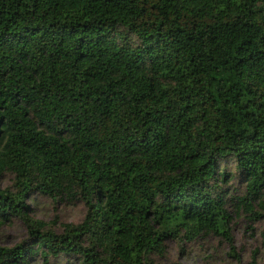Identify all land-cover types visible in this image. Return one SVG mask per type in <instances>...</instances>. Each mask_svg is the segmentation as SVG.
<instances>
[{
  "label": "trees",
  "instance_id": "obj_1",
  "mask_svg": "<svg viewBox=\"0 0 264 264\" xmlns=\"http://www.w3.org/2000/svg\"><path fill=\"white\" fill-rule=\"evenodd\" d=\"M6 173L0 225L27 238L0 264H151L168 239H230L228 176L264 212V0H0ZM34 194L86 213L56 233Z\"/></svg>",
  "mask_w": 264,
  "mask_h": 264
},
{
  "label": "rangeland",
  "instance_id": "obj_2",
  "mask_svg": "<svg viewBox=\"0 0 264 264\" xmlns=\"http://www.w3.org/2000/svg\"><path fill=\"white\" fill-rule=\"evenodd\" d=\"M226 171L234 173L233 162L226 164ZM12 175L3 174L0 187L11 185ZM223 188L227 190L226 210L229 214L230 239L224 234L205 233L193 241L168 239L164 254H149L151 264H249L255 259L256 264H264V212L257 201L250 207L244 206L241 197H245L246 185L240 179L228 176ZM32 207L31 215L42 220L56 233H61L66 223H79L86 206L80 201H62L44 195L34 194L28 200ZM262 215H260V214ZM27 238L23 221L14 218L11 222L0 225V246L12 247ZM35 264H44L41 258ZM49 264H79L77 259L68 256L52 258Z\"/></svg>",
  "mask_w": 264,
  "mask_h": 264
}]
</instances>
